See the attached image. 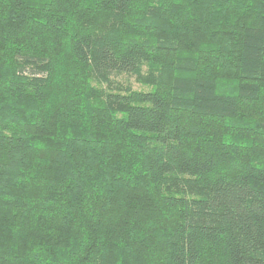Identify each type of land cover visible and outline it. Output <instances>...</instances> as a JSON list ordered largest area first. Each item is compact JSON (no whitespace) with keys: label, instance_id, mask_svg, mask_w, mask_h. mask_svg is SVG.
<instances>
[{"label":"trees","instance_id":"1","mask_svg":"<svg viewBox=\"0 0 264 264\" xmlns=\"http://www.w3.org/2000/svg\"><path fill=\"white\" fill-rule=\"evenodd\" d=\"M0 264H264V0H0Z\"/></svg>","mask_w":264,"mask_h":264},{"label":"rangeland","instance_id":"2","mask_svg":"<svg viewBox=\"0 0 264 264\" xmlns=\"http://www.w3.org/2000/svg\"><path fill=\"white\" fill-rule=\"evenodd\" d=\"M129 82L132 83L133 87H137V86H134V81H133V79H130Z\"/></svg>","mask_w":264,"mask_h":264}]
</instances>
